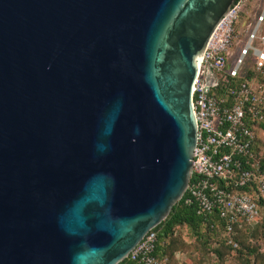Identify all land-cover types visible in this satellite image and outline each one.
I'll return each mask as SVG.
<instances>
[{
	"label": "water",
	"instance_id": "95a60500",
	"mask_svg": "<svg viewBox=\"0 0 264 264\" xmlns=\"http://www.w3.org/2000/svg\"><path fill=\"white\" fill-rule=\"evenodd\" d=\"M236 2L0 0V264H121L169 216Z\"/></svg>",
	"mask_w": 264,
	"mask_h": 264
},
{
	"label": "built area",
	"instance_id": "2783aa9c",
	"mask_svg": "<svg viewBox=\"0 0 264 264\" xmlns=\"http://www.w3.org/2000/svg\"><path fill=\"white\" fill-rule=\"evenodd\" d=\"M261 1L253 28L246 31V41L234 60L236 23L250 0H238L220 21L192 92L198 135L186 204H195L202 215L217 210L220 218L227 221L228 232L238 220L254 225L260 216V201H264V171L254 151L256 130L264 121V84L257 77H247L246 72L252 59L250 67L264 76V0ZM207 77L213 80V87L206 83ZM215 89L223 95L218 96ZM237 189L244 191L238 193ZM156 245L157 234L152 230L125 260L163 264L154 255Z\"/></svg>",
	"mask_w": 264,
	"mask_h": 264
},
{
	"label": "trees",
	"instance_id": "16d2710c",
	"mask_svg": "<svg viewBox=\"0 0 264 264\" xmlns=\"http://www.w3.org/2000/svg\"><path fill=\"white\" fill-rule=\"evenodd\" d=\"M235 30L238 33L237 26ZM262 33L264 34V24ZM250 66L251 64H248L247 77H257L264 83V76L258 75ZM214 91L218 96L223 95L219 89ZM260 132L264 133V121L258 124L254 144L255 155L260 160L261 169L264 171V158H261L257 146V134ZM243 191V189L236 190L238 193ZM186 197L187 193L172 208L169 216L153 230L157 234L154 255L160 262L164 264L165 259L171 261L177 252L189 249L183 248L185 245L183 239L176 235L178 229H186L199 247L192 248L193 252L199 253V260L194 262L192 255H189L190 261L182 264H206L210 260L209 255H213L218 264L227 263L231 257H235L241 264H264V201H260V216L254 225L250 226L244 220H238L232 225V231L228 232V223L220 218L217 210L211 214L202 215L195 204H186ZM123 264L137 263L124 260Z\"/></svg>",
	"mask_w": 264,
	"mask_h": 264
},
{
	"label": "rangeland",
	"instance_id": "374dc122",
	"mask_svg": "<svg viewBox=\"0 0 264 264\" xmlns=\"http://www.w3.org/2000/svg\"><path fill=\"white\" fill-rule=\"evenodd\" d=\"M262 3L261 0H250L249 4L246 6V10L240 17L238 18V21L236 23V26L238 27V34H237V40L234 43V47L232 50V60L238 57L240 48L243 46V44L246 41V31H249L253 28V19L255 15L259 12V6ZM249 58H247V62H249ZM249 64H252V59H250ZM264 84V83H263ZM257 141H258V150L260 152L261 158H264V133L260 132L257 134ZM250 228V227H249ZM254 227H251L250 229H253ZM179 235L181 239L184 241V247L183 248H189L181 252H177L174 256V258L171 261H167L165 259L164 264H182L184 262L190 261L189 255H192V260L195 262V260H199V253L193 252L192 248H199L194 239L190 236L188 231L186 229H178L176 231V235ZM193 253V254H191ZM208 261L209 264H218L216 263V258L213 255H209ZM207 261V263H208ZM206 263V264H207ZM225 264H241L236 260L235 257H231L230 260L227 261Z\"/></svg>",
	"mask_w": 264,
	"mask_h": 264
}]
</instances>
